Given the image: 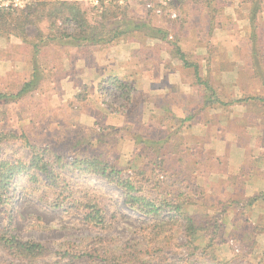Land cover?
Returning <instances> with one entry per match:
<instances>
[{
  "label": "rangeland",
  "instance_id": "obj_1",
  "mask_svg": "<svg viewBox=\"0 0 264 264\" xmlns=\"http://www.w3.org/2000/svg\"><path fill=\"white\" fill-rule=\"evenodd\" d=\"M171 2L164 6L161 16L147 11L142 0L121 4H126L128 17L176 34L187 58L199 64L201 75L207 76L224 101L264 93V59L256 60L260 67L256 72L253 59H224L221 50L215 47L212 52L208 48V38L221 33L218 29L210 32L209 9L204 0ZM215 2L220 4L219 25L226 19L236 26L247 24L248 19L244 22L236 18L246 16L248 11L239 15L237 7L229 20L225 0ZM80 3L86 9L94 4L92 0ZM170 11L177 12L178 19L170 18ZM196 32L199 39L195 48L191 44L196 42ZM259 37L264 45L262 29ZM168 45L143 28L129 39L97 46L95 51L87 47L79 52L63 42H52L41 46L33 58L28 44L13 36L1 37L0 90L16 93L29 78L34 62L40 71L36 89L17 99L0 100V130L24 135L32 144L47 145L69 157L103 153L148 197L188 191L193 198L189 208L197 210V220L201 214L210 215V223L216 219V227H209L208 233L213 238L212 250L223 264H264V201H245L247 196L264 191V115L256 104L222 107L214 103L201 109L203 87L191 83V68H184L177 57L171 56ZM93 59H102V67L107 66L106 59H149L147 63L155 65L162 60L167 70L179 76L177 92L173 90V95L162 98L152 92L150 101L157 105L154 107L142 104L143 91L135 90L134 85L135 92L123 107L119 92L109 86L101 90L97 86L90 94L97 74L92 69ZM84 61L86 66L80 67ZM84 68L87 74L82 72ZM184 91L190 96L178 94ZM186 96L191 103L188 101L185 107L161 110L160 105L171 101L180 104ZM191 113L193 117L177 129L180 119ZM21 143L20 139L4 142L3 157L27 159L29 150ZM66 179L68 190L64 195L68 203L57 207V189L46 187L42 181L30 185L24 178H16L11 202L0 205V225L8 224L13 233L45 242L52 250L85 245L98 236L110 238V247H119L129 239L134 243L146 235L149 219L123 201L116 185L91 174L69 173ZM75 199L99 203L106 225L100 228L84 222L82 211L72 203ZM174 236V243L180 241L179 228ZM163 253L174 264H217L201 251L187 255L175 244L164 248ZM7 261L9 258L0 249V264ZM43 261L64 264L54 253Z\"/></svg>",
  "mask_w": 264,
  "mask_h": 264
},
{
  "label": "trees",
  "instance_id": "obj_2",
  "mask_svg": "<svg viewBox=\"0 0 264 264\" xmlns=\"http://www.w3.org/2000/svg\"><path fill=\"white\" fill-rule=\"evenodd\" d=\"M263 1L251 0L247 13L251 59L256 72L260 69L257 68L259 63L256 60L264 59V45L259 37L261 28L258 29L256 23V13ZM204 2L209 9L211 32L214 25L218 24L220 4L215 0H204ZM126 11V4L118 3L117 0H97L88 9L83 8L80 0H31L22 9L0 10V38L12 36L18 38L20 42L31 47L34 58L40 52L41 46L52 42H63L81 52L87 47L92 49L101 45L108 46L119 40L129 39L134 36L135 31L148 28L158 39L169 43L168 51L171 56L177 57L184 68H191V83L203 87L201 109L214 103L222 107L236 103L256 104L264 115V93L224 101V97L216 93L207 76L201 75L199 64L187 58V53L182 50L176 34L172 36L163 27H151L146 21L134 20L127 16ZM178 17L177 14V17L172 19ZM31 60L33 62L34 59ZM39 71V66L34 62L29 78L21 84L18 91L8 93L0 90V100L17 99L36 89ZM132 82L127 77L114 75L103 78L97 86L100 90L104 86L116 89L124 101L122 106L126 107L133 91ZM192 117L191 113L180 119L177 129ZM172 125H175V121ZM17 139L28 148V158L15 160L4 158L3 143ZM69 173L96 175L116 185L121 191L123 201L149 219L146 224V228L149 229L146 235L134 243L133 239H129L119 247L118 245L110 247V238L98 236L85 245L52 250L45 242L23 238L13 233L8 224L2 223L0 249L9 258L6 264H49L41 260L51 253H54L64 264H174L163 253L164 248L173 244L183 247L187 255L201 251L210 260L223 264L212 250L213 238L208 233L209 227H216V219L210 223L211 216L200 213L198 221L194 216L197 210L191 211L189 208L193 204V198L188 191L178 190L177 193L162 198L148 197L142 192L140 185L136 184L129 175H123L122 170L110 162L103 153L69 157L55 152L47 145L32 144L24 135L17 136L10 131L0 130V205L7 206L11 202L13 182L16 178L22 177L30 185L42 181L46 187L57 189L55 200L57 207H60L63 203H68L64 194L68 190L66 176ZM183 180L186 187L189 186L187 178L183 177ZM256 200L264 201V191H259L251 197L247 196L245 201L246 204H252ZM72 203L82 211L81 218L84 222L100 228L106 225L103 210L95 200L88 199L83 202L75 199ZM177 228L181 238L174 243L172 239H175L174 230Z\"/></svg>",
  "mask_w": 264,
  "mask_h": 264
},
{
  "label": "crops",
  "instance_id": "obj_3",
  "mask_svg": "<svg viewBox=\"0 0 264 264\" xmlns=\"http://www.w3.org/2000/svg\"><path fill=\"white\" fill-rule=\"evenodd\" d=\"M226 2V8H228V19H233L234 16V10L235 8L239 9V15L241 12H247L250 9L251 0H225ZM262 6L259 9V11L256 13V23L258 24V29L261 28L264 30V7L263 2H261ZM238 11V10H237ZM246 15V14H245ZM248 15V14H247ZM246 16H242L241 18H236L238 21L240 19H243L245 22V19H247ZM239 24L238 26L228 23L227 19L226 22L219 24H215L213 29H218L220 31L221 35L215 36L216 34L213 33L210 38H208V46L211 48V51H215V47L219 50H221L223 53L224 59H251L252 58V51H251V41L249 39V31L250 26L247 22ZM196 42L194 41V44H191V46L195 45V48L198 47L197 45V32H196ZM193 42V40H192ZM181 43V42H180ZM182 44V43H181ZM96 49V47H94ZM94 49V51H95ZM184 51V49H182ZM210 51V52H211ZM95 64L92 68L94 71H96V76L94 77V84L92 87L90 85V94L94 93L93 89L97 90L98 83L107 76H119V77H127L129 80L131 79L133 82V88L135 85V90L143 91L142 94V104H153L154 107H157L156 101H150L152 98L151 93L154 94L155 97H168L169 95H173V90L177 92L176 89V81L179 80V76L174 72H171L167 70V66L163 64L162 60H159L158 64L155 65L153 62H148L149 60H142V59H123L116 61H108L109 59H106V67H102V64L100 61L102 59H93ZM120 62V63H119ZM143 62V63H142ZM130 63V65H129ZM140 63L142 65H140ZM123 64V65H120ZM100 65V67H98ZM86 66V62L84 61V64H82L80 67ZM82 69V68H81ZM125 69V70H124ZM87 68H84L85 74L88 73ZM121 71V72H120ZM90 72V70H89ZM174 80V81H173ZM180 81V80H179ZM175 82V84H174ZM96 84V85H95ZM132 92H135L134 90ZM181 97L185 98L186 94H190L189 91L184 92H178ZM190 96V95H189ZM150 97V98H147ZM186 100H183L180 104L174 101H171L168 105H160L162 111H167L170 108L173 109L175 106H181L182 108L187 105V102L189 100V97L186 96ZM159 98V99H160ZM150 102V103H149ZM197 102V101H196ZM199 102V101H198ZM197 102V103H198ZM159 104V102L157 101ZM190 106V105H189Z\"/></svg>",
  "mask_w": 264,
  "mask_h": 264
},
{
  "label": "built area",
  "instance_id": "obj_4",
  "mask_svg": "<svg viewBox=\"0 0 264 264\" xmlns=\"http://www.w3.org/2000/svg\"><path fill=\"white\" fill-rule=\"evenodd\" d=\"M94 3L97 2V0H92ZM118 3H122L127 0H117ZM145 8L151 13H153L156 16H161L164 12V6H166L168 3H170L172 0H142ZM31 2V0H0V10L5 9L9 11H14L18 9L24 8L26 5H28ZM170 18H176L177 12L170 11L169 12Z\"/></svg>",
  "mask_w": 264,
  "mask_h": 264
}]
</instances>
